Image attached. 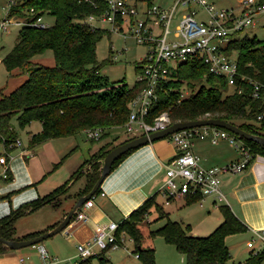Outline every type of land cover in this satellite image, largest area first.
<instances>
[{"label": "trees", "instance_id": "1", "mask_svg": "<svg viewBox=\"0 0 264 264\" xmlns=\"http://www.w3.org/2000/svg\"><path fill=\"white\" fill-rule=\"evenodd\" d=\"M104 7L102 0H16V5L10 12L12 16L29 19L33 15L30 12L32 8L33 19L38 15L42 18L51 15L54 22L45 28L23 25L17 42L1 59L6 71L12 72L18 68L28 75L21 84L0 96V144L4 148L14 143L18 137V132L10 122L14 116L20 129L32 121L41 122V130L29 138L30 147H35L47 139L77 135L86 129L97 127L102 130L98 138L100 139L108 135L109 130L123 127L129 114L128 103L138 95L141 85L136 84L130 89L122 81L109 82L100 74L96 44L105 30L91 28L86 19L89 15L100 14ZM47 50L52 52L54 65L46 66L33 61L35 55ZM233 51L237 55L238 63L236 85L243 89L242 92L238 93L236 88L227 92L229 86L225 78L209 73L203 62L185 61L170 72V78L164 84L166 89L158 91L157 103L151 108L147 121L153 122L154 117L162 111L168 112L172 122L219 118L251 134L264 137V121L256 118L263 108V98L252 96L254 83L259 85L261 95L264 93V38L240 37L229 44L227 52ZM136 69L139 72L140 65ZM186 87L190 89L189 96L177 104L179 90ZM131 138L133 137L128 136L122 142ZM239 138L249 147L252 155H264V146ZM113 147L104 144L82 163L81 167L88 165L89 168L82 171L80 167L73 173L70 180L74 177L84 178V184L72 197L77 200L91 190L100 174L103 157ZM131 151L116 159L112 168ZM66 156L67 154L54 167ZM10 178L8 171L5 180ZM70 180L51 193L11 209L7 215L1 217L0 237L29 239L46 231L47 229L33 232L19 238L14 236L15 222L22 215L47 204L59 206L60 197L69 190ZM100 192L98 188L96 196ZM7 196L0 195V199ZM200 198L201 194L198 193L186 196L184 201L190 203L199 201ZM171 200L169 198L170 202ZM218 207L223 217L221 223L207 235H193L190 224L185 225L168 218L163 202L161 204L156 200L155 193L118 223L115 234L118 240L122 234L132 240L135 254L143 264H156L153 248L142 246L145 235L140 229L149 215L156 213V220L166 217V222L161 227L150 230L148 236L161 234L165 241L175 245L185 256L183 264H264V252L250 253L243 262L229 263L232 258L226 237L243 233L247 227L227 204L221 203ZM10 250L0 243V253ZM104 252L90 256L80 264H106Z\"/></svg>", "mask_w": 264, "mask_h": 264}, {"label": "built area", "instance_id": "2", "mask_svg": "<svg viewBox=\"0 0 264 264\" xmlns=\"http://www.w3.org/2000/svg\"><path fill=\"white\" fill-rule=\"evenodd\" d=\"M91 2V0H78ZM105 4L100 14L89 15L86 21L96 20L107 23L111 30L119 32L124 37H133L147 48L143 63L140 65L137 80L140 91L129 103V114L123 128L128 136L136 137L165 129L173 123L167 111L160 112L153 122L147 117L151 108L157 103L158 91L164 90V84L170 78L169 74L177 65L185 61L199 60L206 64L209 73L224 77L230 88H236L238 93L242 88L236 85L238 73L237 55L235 51L227 52L229 44L237 40L239 34L252 27L255 21L264 18V0H237V7H220L215 0H168L164 4L148 2L147 0H102ZM16 5V0H8L0 20V31H7L9 24L30 25L45 28L47 25L41 15L33 19L19 18L10 14ZM200 15V16H199ZM173 25V28L171 27ZM91 26V25H90ZM95 28V26H91ZM166 89V88H165ZM174 90V89H171ZM188 90H179L176 100L178 104L188 97ZM253 97L263 98V108L257 115L258 121H264V93L259 92V85L254 83ZM101 128L86 129V138L98 139ZM174 148V155L164 164L166 179L161 186L169 204V198L194 196L201 194L198 201L201 205L204 198L210 196L215 203H227L221 190V176L225 173H238L250 165L254 155L249 147L226 129L212 125H202L175 131L165 137ZM209 139L212 143L220 140L228 141L240 151L242 158L222 165L204 167L199 157L192 151L196 140ZM17 138L0 154V176L7 177L9 170L10 147L20 145ZM104 194V193H100ZM94 194L77 209L72 221L84 222L88 219L87 209L94 204ZM118 223L111 221L98 229L93 237L76 244L77 259L62 261L51 255L42 243L35 244L39 264H80L90 256L102 251L114 250L122 245L118 240L116 230ZM66 229V228H65ZM254 238L247 243L254 247L259 241L264 247V228L253 230ZM138 256L137 254H135ZM26 257H19L23 264Z\"/></svg>", "mask_w": 264, "mask_h": 264}, {"label": "crops", "instance_id": "3", "mask_svg": "<svg viewBox=\"0 0 264 264\" xmlns=\"http://www.w3.org/2000/svg\"><path fill=\"white\" fill-rule=\"evenodd\" d=\"M22 129H26L27 144L20 143L9 150L12 156L9 160L10 180H5V177L0 176V195H8L0 199V218L7 215L11 209L43 197L70 180L84 160L97 152L104 144H108L109 147L116 146L128 138V136L119 138L118 134L113 135L115 131L112 133L111 131L115 129H111L108 135L101 137L96 143L88 140L82 132L77 135L47 139L35 147H30L29 138L41 130V122L34 124L32 121ZM81 134L83 137L80 136ZM1 145L0 154L4 152V146ZM192 151L199 157L200 164L204 167L239 161L242 158L240 151L226 140H220L218 143H212L209 139L196 140ZM174 153L173 144L165 138L133 149L104 178L100 187V191L104 194L97 195L94 204L87 209L88 219L84 222L75 220L70 222L66 229L61 231L62 234L57 233L45 239L42 245L51 255L60 260H72L77 254L76 244L93 237L101 227L111 221L119 223L155 193L156 200L159 201L158 197L161 195L162 202L164 196L161 186L166 179L164 164ZM66 154L63 161L54 167ZM87 168H89L88 165H84L81 170L84 171ZM83 184L84 178H72L68 184V192L60 197L59 206L52 204L42 206L53 207V211L56 210L52 220L40 227L27 229L24 235L46 230L62 220L76 202L71 195L83 187ZM220 185L226 197L227 203L225 204L247 227L243 233L226 237L231 258L234 259L233 255L239 252L240 255L237 256L236 261L243 262L250 253L264 252V247L259 241H256L252 248L247 246V243L254 238L253 230L264 228V155L256 154L248 168L241 172L223 174ZM205 199L200 206H203ZM184 200L185 197H177L171 201L180 205L185 203ZM207 203L209 206H216L219 210V203L213 202L212 198ZM163 205H165L164 201ZM222 218L221 214L220 217L215 218L214 223L206 221L202 225L203 233L197 232L196 234H209L222 221ZM190 232L193 234L192 231ZM241 234H247L248 237L240 246L231 239ZM230 240L231 247L229 246ZM108 251L103 253L107 260L106 264H118L121 260L113 261L109 254H106ZM19 257H26L23 264L40 263L37 249L32 246L25 252L10 250L0 253V264H21Z\"/></svg>", "mask_w": 264, "mask_h": 264}, {"label": "rangeland", "instance_id": "4", "mask_svg": "<svg viewBox=\"0 0 264 264\" xmlns=\"http://www.w3.org/2000/svg\"><path fill=\"white\" fill-rule=\"evenodd\" d=\"M153 1L159 4L168 2V0ZM215 1L220 7H237V0ZM7 2L8 0H0V20L2 19L3 9L5 8ZM43 21L46 25L50 26L54 22V17L51 15H45L43 17ZM86 23L91 26H95L96 28L105 30L103 36L96 44V58L100 64V74L106 77L109 82L118 83L119 81H122V83H125L126 87L130 89L136 84H139L137 80L138 71L136 66L141 65L144 61L147 51L145 45L139 43L133 37H124L119 32L111 30L110 26L101 20L96 21L88 19ZM22 26L23 25L9 24L7 31H0V96L2 94L9 93L19 84H21L28 76L27 73L22 72L18 68L12 70V72L6 71L3 63L1 62V59L5 56V54H7L17 42L18 33ZM171 27L173 28V25ZM239 37L248 39L264 38V18L261 20L257 19L255 24L241 32ZM33 61L46 66L54 65V58L50 50H47L42 54L35 55L33 57ZM119 86H121V84ZM186 90H188L189 94L190 89L186 87L184 91ZM230 90L231 88L228 87L226 91L229 92ZM10 122L18 132V138L20 139V142L23 145H26V129L23 130L17 126L15 116L11 118ZM37 123L38 121H34V124ZM112 132H114L113 135L118 134L119 138L128 136L123 127L112 130L111 133ZM80 136L83 137L82 134ZM96 141L97 140H95L94 143H96ZM1 150L2 145L0 144V152ZM158 198L161 204L163 201H165V198L162 197L163 201L161 202V195ZM210 199L211 198H206L203 206H200L198 201L182 203L180 205L177 202L171 201L169 204L164 203L165 205H163V209L168 214L167 216L170 220L178 221L180 223H184L185 225L190 224V231L193 232V235H197L198 233H203V230H201L203 223L206 221L209 223H214L215 218L221 216L220 209L218 210L216 206L212 204V206L208 205L207 202ZM55 212L56 210L53 211V207L45 206L39 210L37 209V211L22 215L16 220L17 222H15L16 230L14 236L17 238L22 237V235L26 233L27 229L40 227L41 225L48 223L52 220L54 214H56ZM156 218L157 214L152 213L140 226V229L145 235L142 240V246L153 248L156 264H183L185 256L178 251L175 245L165 241L161 234H157L152 237L148 236V232L150 230H155L161 227L167 219L164 217L156 220ZM148 221L149 223L147 224ZM58 234H62V232H59ZM236 236H234V239L231 240L238 243L240 246L244 244V240L248 237L247 234ZM231 240L229 241L230 247ZM45 241L46 240L42 241L41 243L43 244ZM121 241L122 245H119V247L114 250H109L106 254H109V257L113 261L121 260L118 264H143V262L135 256L134 244L132 240L127 235H124ZM31 247L32 246H27L18 250L25 252ZM96 252L99 253L97 248ZM239 255V252H236V254L233 255L235 261ZM76 259L77 254L76 257L72 259V261H75ZM234 259H230L229 263H232Z\"/></svg>", "mask_w": 264, "mask_h": 264}, {"label": "water", "instance_id": "5", "mask_svg": "<svg viewBox=\"0 0 264 264\" xmlns=\"http://www.w3.org/2000/svg\"><path fill=\"white\" fill-rule=\"evenodd\" d=\"M202 125H212V126L224 128L236 134L239 137L252 140L264 146L263 136L251 134L239 128L238 126L219 118H202V119L189 120V121L173 122L170 125H168L165 129L154 131L149 134L133 137L130 140L117 144L116 146L111 148L105 154V156L101 161L102 165H101L100 174L96 182L94 183L93 187L91 188V190L88 193L80 196L73 204V206L66 212L62 220H60L55 226H53L50 229H47L46 231L42 232L41 234L37 235L34 238L5 239L3 237H0V243L7 246L11 250H18L23 247L34 246L35 244L41 243L45 239L63 231L69 225L77 209L80 208L85 201L90 199L96 193L98 188L101 187L104 178L112 170L113 162L116 159H118L120 156H122L124 153L128 152L129 150H133L147 143L162 139L175 131L190 127H195V126H202Z\"/></svg>", "mask_w": 264, "mask_h": 264}]
</instances>
